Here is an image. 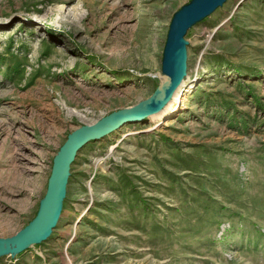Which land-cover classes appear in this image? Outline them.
<instances>
[{
	"label": "rangeland",
	"instance_id": "374dc122",
	"mask_svg": "<svg viewBox=\"0 0 264 264\" xmlns=\"http://www.w3.org/2000/svg\"><path fill=\"white\" fill-rule=\"evenodd\" d=\"M189 2L0 0V238L35 218L69 134L153 95ZM185 40L177 110L84 145L51 236L0 264H264V0Z\"/></svg>",
	"mask_w": 264,
	"mask_h": 264
},
{
	"label": "water",
	"instance_id": "95a60500",
	"mask_svg": "<svg viewBox=\"0 0 264 264\" xmlns=\"http://www.w3.org/2000/svg\"><path fill=\"white\" fill-rule=\"evenodd\" d=\"M227 1L190 0L173 14L163 49L162 76L153 95L130 109L114 112L96 124L82 126L68 135L53 160L47 191L35 218L13 237L0 238V258L14 257L51 236L62 213L71 165L84 145L103 138L126 122L145 119L163 111L187 76V32Z\"/></svg>",
	"mask_w": 264,
	"mask_h": 264
},
{
	"label": "bare ground",
	"instance_id": "6f19581e",
	"mask_svg": "<svg viewBox=\"0 0 264 264\" xmlns=\"http://www.w3.org/2000/svg\"><path fill=\"white\" fill-rule=\"evenodd\" d=\"M184 84H185V82H183L182 85L180 86V88L176 91L172 101L170 102V104L168 106L169 110H171V112H172L171 114H173L177 110V103H181L186 98V94L188 93L189 90L186 88V86ZM167 113H168V111L167 112H161V113L155 115L154 117L162 120L166 117Z\"/></svg>",
	"mask_w": 264,
	"mask_h": 264
}]
</instances>
